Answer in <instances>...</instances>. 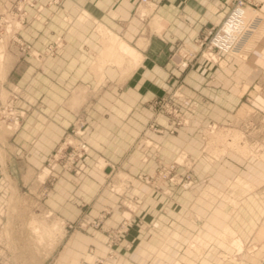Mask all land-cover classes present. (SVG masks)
<instances>
[{
    "label": "rangeland",
    "instance_id": "obj_1",
    "mask_svg": "<svg viewBox=\"0 0 264 264\" xmlns=\"http://www.w3.org/2000/svg\"><path fill=\"white\" fill-rule=\"evenodd\" d=\"M63 1L0 0V264H76L73 244L82 235L93 239L88 252L94 253L95 240L107 248L94 264L118 257L130 262L121 264H264V67L255 62L264 47V12L257 0L256 10L245 9L248 17L257 14L253 31L239 51L230 53L242 67L238 101L217 103L219 79L212 71L209 92L190 94L179 80L149 98L147 127L160 139L154 143L141 137L137 145L154 148L155 167L132 177L116 169L97 185V196L106 190L104 200L77 198L83 210L76 217L62 216L56 195L69 192L65 203L72 202L77 197L73 185L78 189L77 176L87 162L99 168L106 163L92 157L89 102L40 168H25L23 158L14 154L12 159L10 151L12 134L32 111L24 105L27 86L17 80L32 62L38 63L34 75L41 72L42 61L64 50L65 38L50 34L58 17L69 22L86 16L79 5L65 8ZM155 2L136 0L146 22ZM205 32L195 48L177 42L169 56L176 66L188 69L205 60L221 69L232 63L205 52L200 45ZM105 42L107 51L139 56L115 35ZM248 70L255 71L252 81ZM88 92L92 101L102 96L100 89ZM41 106L39 101L34 108ZM159 117L167 124L157 122Z\"/></svg>",
    "mask_w": 264,
    "mask_h": 264
},
{
    "label": "crops",
    "instance_id": "obj_2",
    "mask_svg": "<svg viewBox=\"0 0 264 264\" xmlns=\"http://www.w3.org/2000/svg\"><path fill=\"white\" fill-rule=\"evenodd\" d=\"M155 1L147 22L139 16L136 0L63 1L65 8L79 5L86 16L72 17L71 22L58 17L56 30L50 34L65 38L64 50L55 58L42 61L41 72L36 71L34 75L38 63L32 62L17 80L27 86L24 105L32 111L20 130L12 134L10 151L12 159L14 154L23 158L25 168H40L73 126L76 112L88 102L90 105L87 118L92 157L94 160L104 158L106 166L99 168L93 160L87 162L86 170L77 176L78 189L72 184V196L77 195L72 202L65 203L69 199L65 195L69 192L56 195L54 202L62 216L81 215L83 209L75 202L81 196L88 201L104 200L102 196L106 190L102 189L97 196V185L103 184L116 169L124 170L132 177L131 174L148 172L155 167L154 148L137 145L141 137L154 143L160 139V135L147 127L152 118L151 110L145 106L149 98L174 88L179 80L184 82L190 94L209 92L208 75L212 71L219 79L214 85L217 103H236L239 99L237 87L242 67L233 62L230 53L222 56L232 63L221 69L205 60L187 69L176 66L169 57L177 42L195 48L200 32L222 22L233 0ZM257 2L264 12V0ZM47 33L49 36V29ZM112 35L134 47L139 54L137 59L115 50L107 51L105 41ZM255 62L257 67H264V47ZM9 71L12 75L13 68ZM253 73L254 70H248L249 81L253 80ZM225 79L230 80V84L226 85ZM96 89L102 90V96L93 101L89 92L84 94L86 90ZM39 101L42 106L34 108ZM157 122L167 124L161 117ZM79 237L83 240L78 245L73 244L72 249L76 264H94L96 256L106 254L107 248L101 240L93 242L96 247L91 253L87 247L93 239L87 240L86 235ZM121 263L130 262L118 257L105 264Z\"/></svg>",
    "mask_w": 264,
    "mask_h": 264
},
{
    "label": "built area",
    "instance_id": "obj_3",
    "mask_svg": "<svg viewBox=\"0 0 264 264\" xmlns=\"http://www.w3.org/2000/svg\"><path fill=\"white\" fill-rule=\"evenodd\" d=\"M140 1L147 3L150 0ZM253 6H256L255 0H233L232 7L223 21L208 28L200 40V45L208 55L215 57V54L239 51L246 37L253 31L257 14L250 17L245 14L246 8L256 10Z\"/></svg>",
    "mask_w": 264,
    "mask_h": 264
},
{
    "label": "bare ground",
    "instance_id": "obj_4",
    "mask_svg": "<svg viewBox=\"0 0 264 264\" xmlns=\"http://www.w3.org/2000/svg\"><path fill=\"white\" fill-rule=\"evenodd\" d=\"M250 13V12H249Z\"/></svg>",
    "mask_w": 264,
    "mask_h": 264
}]
</instances>
